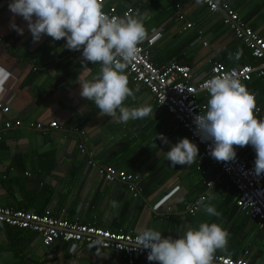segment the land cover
I'll return each instance as SVG.
<instances>
[{
  "label": "crops",
  "instance_id": "obj_1",
  "mask_svg": "<svg viewBox=\"0 0 264 264\" xmlns=\"http://www.w3.org/2000/svg\"><path fill=\"white\" fill-rule=\"evenodd\" d=\"M227 1L264 38V0ZM9 3L0 0V103L9 106L8 112L0 107V205L39 213L50 209L59 218H79L115 231L138 234L150 228L164 236H182L193 227L187 207L206 191L205 182L213 181L207 190L212 197L208 202L214 206L224 189L228 190L226 177L213 158L198 156L191 165L171 166L166 152L182 138H189L187 131L157 107L150 92L136 84L127 70L129 86L139 90L134 99L125 101L126 106L146 105L153 115L127 123L100 116L95 104L80 96L79 83L81 78L98 74L100 65L82 64L80 51L63 47L66 39L54 41L44 35L33 43L27 22L15 16V23L25 29L23 35L18 34L10 26ZM110 4L117 7L120 17L126 11L139 13L148 36L155 30L162 32L147 48L154 64L171 59L189 63L196 82L210 73L214 62L228 66L263 63L224 24L222 12H212L198 0H106ZM187 22L193 26L188 28ZM245 86L255 93L258 117L264 119V75L255 76ZM200 97L205 111L210 96ZM8 119H20L22 124L6 128ZM52 120L58 122L59 130L31 125H47ZM157 133H163L169 143L156 139ZM79 142L99 163L139 174L138 195L119 181L93 185L84 172L86 160ZM246 154L256 158L254 148ZM255 261H264V256ZM0 264L129 263L115 250L86 244L75 247L62 240L44 244L33 230L0 223Z\"/></svg>",
  "mask_w": 264,
  "mask_h": 264
},
{
  "label": "clouds",
  "instance_id": "obj_2",
  "mask_svg": "<svg viewBox=\"0 0 264 264\" xmlns=\"http://www.w3.org/2000/svg\"><path fill=\"white\" fill-rule=\"evenodd\" d=\"M104 4L105 0H10V26L23 35L24 27L14 19L20 16L27 22L33 43L44 35L54 41L66 39L63 47L80 51L82 64H99L98 74L91 79L81 78L79 83L80 96L93 102L100 116L113 118L117 123L147 118L153 115L149 106L125 104L139 90L129 86L126 69L136 60L138 46L148 37L144 18L139 13L111 16L104 11ZM203 88L210 98L206 110L194 116L195 133L201 141H212L210 155L220 162L234 161L237 147L251 145L256 152L254 174L258 178L264 176V119L258 117L255 95L235 73L216 75ZM157 138L169 143L163 133H157ZM198 156V145L188 137L166 152L172 167L191 165ZM210 199V194L201 196L197 208L210 217H219L221 213L208 202ZM228 238L222 224L205 221L177 238L146 228L138 232L134 244L138 249L149 250L147 259L158 264H213L216 251L226 248Z\"/></svg>",
  "mask_w": 264,
  "mask_h": 264
},
{
  "label": "built area",
  "instance_id": "obj_3",
  "mask_svg": "<svg viewBox=\"0 0 264 264\" xmlns=\"http://www.w3.org/2000/svg\"><path fill=\"white\" fill-rule=\"evenodd\" d=\"M203 3L212 12H222L224 24L238 39L244 42L254 57L263 60L262 64L228 66L222 62H214L211 65L210 73L196 82L194 81L195 74L189 63L171 59L162 65H156L151 61L147 48L162 36L161 31L155 30L151 36L147 37L144 44L138 46L136 60L126 69L136 84L144 86L150 92L157 107L171 115L187 131L189 138L199 147L201 160L213 158L209 151L212 141H201L200 136L195 133L194 116L204 112L200 96L208 93L203 88L205 82L216 75L235 73L241 83L245 85L255 76L262 77L264 75V38L244 22L239 12L233 9L227 0H203ZM104 11L111 16L120 17L117 7L111 4L107 6L106 0ZM126 13L131 14L130 11H126ZM179 18L184 19V16L180 15ZM186 26L190 28L193 24L187 22ZM204 43L207 44V42ZM252 93L255 95L254 92ZM1 106L4 112L9 111V106H3L0 103ZM21 124L20 119H8L5 122V127L10 128L13 125ZM31 125L38 129L59 130L56 120L48 122L47 125L42 122L31 123ZM77 145L80 153L85 156L84 172L92 180L93 185L102 180L119 181L125 183L134 196L138 195L139 174L119 169L114 165H103L96 161L94 153L83 142H79ZM252 149L251 145L237 147V157L234 161L220 162L214 158L213 161L226 177V188L234 189L237 192V204L240 209L258 217L261 226H264V176L258 178L254 174L255 158L246 154ZM199 168L203 172L205 171L201 166ZM205 186L207 189L212 188L213 181L207 180ZM205 194L202 193L187 207L189 214H195L200 209L197 208V202ZM0 223L33 230L44 244H52L56 240L71 242L75 247L86 244L103 251H118L129 264H158L156 261L147 259L149 250L136 248L134 244L136 233L111 230L83 222L79 218H59L50 209L39 213L0 205ZM213 264H264V261H255L251 250L246 248L238 256L215 253Z\"/></svg>",
  "mask_w": 264,
  "mask_h": 264
},
{
  "label": "trees",
  "instance_id": "obj_4",
  "mask_svg": "<svg viewBox=\"0 0 264 264\" xmlns=\"http://www.w3.org/2000/svg\"><path fill=\"white\" fill-rule=\"evenodd\" d=\"M206 187V186H205ZM203 193L208 194L207 187ZM200 208L195 214H189V221L193 223L217 222L223 225L229 233L228 243L225 249L217 250L216 253L238 256L243 248L249 247L255 260L264 256V226H261L260 219L240 210L237 204V192L234 189L225 190L221 199L216 203V209L221 215L210 217ZM201 210V211H200ZM241 217H238V216Z\"/></svg>",
  "mask_w": 264,
  "mask_h": 264
},
{
  "label": "rangeland",
  "instance_id": "obj_5",
  "mask_svg": "<svg viewBox=\"0 0 264 264\" xmlns=\"http://www.w3.org/2000/svg\"><path fill=\"white\" fill-rule=\"evenodd\" d=\"M215 207H216V205H215ZM204 215V213L203 212H200L199 214H198V216H200V217H202ZM238 217H241L240 215L238 216ZM192 225H193V227H197L198 225H199V223H192ZM189 226V225H188ZM190 227V226H189Z\"/></svg>",
  "mask_w": 264,
  "mask_h": 264
}]
</instances>
